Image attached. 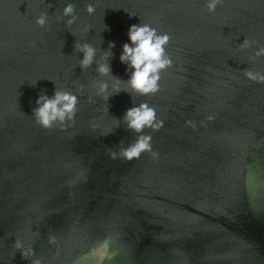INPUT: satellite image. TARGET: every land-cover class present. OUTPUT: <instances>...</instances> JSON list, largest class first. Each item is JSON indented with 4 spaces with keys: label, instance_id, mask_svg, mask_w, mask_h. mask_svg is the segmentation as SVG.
Wrapping results in <instances>:
<instances>
[{
    "label": "water",
    "instance_id": "obj_1",
    "mask_svg": "<svg viewBox=\"0 0 264 264\" xmlns=\"http://www.w3.org/2000/svg\"><path fill=\"white\" fill-rule=\"evenodd\" d=\"M210 2L0 0V264H97L105 243L100 264H264V82L243 75L264 71V2ZM132 24L170 37L156 92L128 83ZM56 91L75 114L45 128ZM140 104L159 128L129 127Z\"/></svg>",
    "mask_w": 264,
    "mask_h": 264
},
{
    "label": "clouds",
    "instance_id": "obj_2",
    "mask_svg": "<svg viewBox=\"0 0 264 264\" xmlns=\"http://www.w3.org/2000/svg\"><path fill=\"white\" fill-rule=\"evenodd\" d=\"M220 0H211L208 7L210 10L215 9L216 3ZM264 2V0H262ZM94 7L89 5L87 11L92 13ZM65 14L73 13V6L67 5L64 9ZM133 13H130V15ZM37 22L44 23V17H39ZM69 24L73 20L68 21ZM170 37L167 33L158 34L157 30L150 24H132L128 29V42L123 45L121 53V61L126 62L132 69L129 78V85L132 89L147 94L159 90L158 80L160 79L159 70L171 66V58L165 54V46ZM255 43V41H252ZM111 46V45H110ZM241 47H249V41L245 40ZM85 52L84 58L81 61L83 66H87L93 59L94 49L87 44L82 46ZM264 57V46L255 50L251 59L257 60ZM101 73L107 74L109 68L107 65H101L98 69ZM243 75L254 81L264 82V71L245 70ZM38 107L34 110L35 116L41 126L47 128L51 127L52 123L59 119L63 121L66 117L71 118L75 114V106L77 104V97L68 92L56 91L52 97L41 95L36 100ZM125 119L128 121L129 127L140 131L144 126H151L159 128L160 122L153 123L155 119V110L147 104H140L134 106L126 111ZM148 136H140L138 143L128 149L125 155L129 158L137 156L141 150L149 148ZM20 245L17 244V247ZM28 253H25L27 255ZM91 255L96 259L97 264L108 255L107 244H101L92 250ZM39 264V261L35 262Z\"/></svg>",
    "mask_w": 264,
    "mask_h": 264
}]
</instances>
